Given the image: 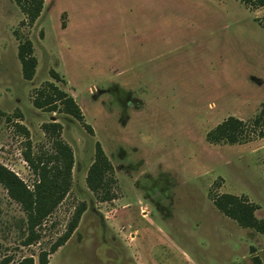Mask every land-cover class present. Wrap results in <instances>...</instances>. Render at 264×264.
<instances>
[{
	"label": "rangeland",
	"instance_id": "rangeland-1",
	"mask_svg": "<svg viewBox=\"0 0 264 264\" xmlns=\"http://www.w3.org/2000/svg\"><path fill=\"white\" fill-rule=\"evenodd\" d=\"M260 19L264 8L240 0H43L27 24L13 0H0V163L32 187L17 123L38 153L51 151L42 123L60 122L74 158L68 193L30 245L22 243L24 212L0 183V264L23 256L38 264L80 201L77 228L47 264H264V232L212 201L220 193L245 198L264 220ZM25 38L37 59L31 80L17 57ZM45 81L74 97L91 132L32 105ZM228 116L246 124L241 139L208 140ZM96 141L114 168L107 201L85 182Z\"/></svg>",
	"mask_w": 264,
	"mask_h": 264
},
{
	"label": "trees",
	"instance_id": "trees-1",
	"mask_svg": "<svg viewBox=\"0 0 264 264\" xmlns=\"http://www.w3.org/2000/svg\"><path fill=\"white\" fill-rule=\"evenodd\" d=\"M24 15V21L32 24L40 15L43 0H13ZM244 5L255 10L264 8V0H240ZM261 20V19H260ZM262 24L264 26V21ZM23 22V21H21ZM16 34V33H15ZM33 45L29 38L19 41L17 57L21 65V74L25 80H31L35 74L37 59L34 55ZM53 78L58 79L55 71H50ZM32 105L37 109L48 112L69 114L81 122L91 132V127L83 120L82 111L74 97L60 88L53 81H45L34 90ZM264 113V110H262ZM262 115V114H261ZM261 115L254 118L258 124ZM24 136L23 159L27 162L35 176L32 187H29L18 175L0 163V183L5 187L9 197L17 202L24 212V227L26 236L24 245L37 242L40 231L48 221L49 216L64 199L71 184V172L74 163L71 146L61 137L62 125L58 121L42 123L41 129L50 141L51 151H32L29 131L26 126L16 125ZM246 124L235 116H228L207 133L208 140L212 142L225 141L236 143L244 134ZM113 165L106 156L99 141L95 142L94 158L88 167L85 182L88 189L97 200L107 201L114 198ZM215 207L235 220L242 227L254 228L264 232V220L255 215V205L247 199L231 193H220L212 197ZM86 209L84 201L78 202L68 219L65 230L50 244L49 249H41L37 255L38 264H47L48 255L62 246L77 228L81 215ZM11 259H6L4 264H9ZM33 256H23L12 264H34Z\"/></svg>",
	"mask_w": 264,
	"mask_h": 264
}]
</instances>
